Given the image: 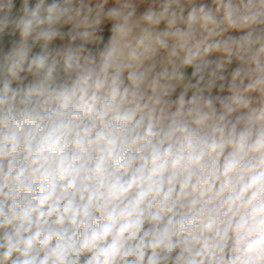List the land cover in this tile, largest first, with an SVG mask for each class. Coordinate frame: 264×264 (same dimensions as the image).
I'll use <instances>...</instances> for the list:
<instances>
[{"label": "clouds", "instance_id": "9594fccd", "mask_svg": "<svg viewBox=\"0 0 264 264\" xmlns=\"http://www.w3.org/2000/svg\"><path fill=\"white\" fill-rule=\"evenodd\" d=\"M0 264H264V0H0Z\"/></svg>", "mask_w": 264, "mask_h": 264}]
</instances>
